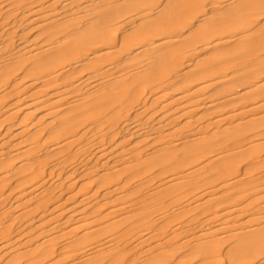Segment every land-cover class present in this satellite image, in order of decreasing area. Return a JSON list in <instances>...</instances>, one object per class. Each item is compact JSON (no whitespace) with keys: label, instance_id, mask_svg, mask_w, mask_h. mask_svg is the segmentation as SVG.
<instances>
[{"label":"bare ground","instance_id":"bare-ground-1","mask_svg":"<svg viewBox=\"0 0 264 264\" xmlns=\"http://www.w3.org/2000/svg\"><path fill=\"white\" fill-rule=\"evenodd\" d=\"M0 264H264V0H0Z\"/></svg>","mask_w":264,"mask_h":264}]
</instances>
